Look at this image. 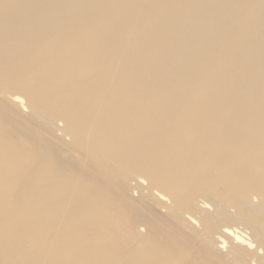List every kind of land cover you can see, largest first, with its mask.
Instances as JSON below:
<instances>
[{"label": "bare ground", "instance_id": "bare-ground-1", "mask_svg": "<svg viewBox=\"0 0 264 264\" xmlns=\"http://www.w3.org/2000/svg\"><path fill=\"white\" fill-rule=\"evenodd\" d=\"M217 263L264 264V0H0V264Z\"/></svg>", "mask_w": 264, "mask_h": 264}, {"label": "rangeland", "instance_id": "rangeland-1", "mask_svg": "<svg viewBox=\"0 0 264 264\" xmlns=\"http://www.w3.org/2000/svg\"><path fill=\"white\" fill-rule=\"evenodd\" d=\"M49 130H50V128H49ZM217 264H219V263H217Z\"/></svg>", "mask_w": 264, "mask_h": 264}]
</instances>
